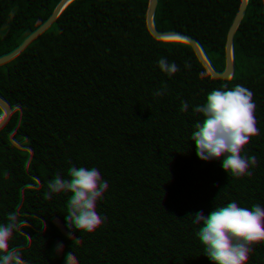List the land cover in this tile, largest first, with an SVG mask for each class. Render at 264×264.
<instances>
[{
    "label": "trees",
    "instance_id": "trees-1",
    "mask_svg": "<svg viewBox=\"0 0 264 264\" xmlns=\"http://www.w3.org/2000/svg\"><path fill=\"white\" fill-rule=\"evenodd\" d=\"M258 48L264 0H57L38 23L0 0V264H39L41 249L88 264L63 221L95 205L28 199L51 144L71 134L110 141L137 184L100 198L135 208L112 217L124 238L91 264H264Z\"/></svg>",
    "mask_w": 264,
    "mask_h": 264
},
{
    "label": "clouds",
    "instance_id": "clouds-1",
    "mask_svg": "<svg viewBox=\"0 0 264 264\" xmlns=\"http://www.w3.org/2000/svg\"><path fill=\"white\" fill-rule=\"evenodd\" d=\"M26 10L27 19L32 23L46 21L55 8L57 0H19ZM256 71L253 80L260 90H264V48L255 52ZM217 82L215 75L209 76L208 86ZM232 83L237 91H248L253 81L242 75H235ZM114 145L94 135H64L56 139L46 154V160L38 165V174L30 180L28 199L45 206L50 194L58 203L94 204L98 211L84 215L80 219L66 217L64 231L77 243L89 246L85 255L88 264L107 257L111 244L122 240L125 233L112 217L120 221L128 220L134 211L133 201L122 198L115 202L100 199L106 192L112 195L132 193L137 184L135 176L122 177L116 167ZM131 170L135 164L127 165ZM39 264H63V258L57 253H45L42 249L35 253Z\"/></svg>",
    "mask_w": 264,
    "mask_h": 264
}]
</instances>
